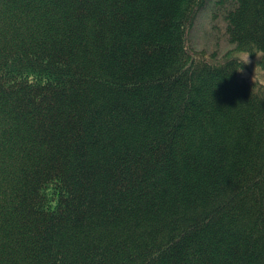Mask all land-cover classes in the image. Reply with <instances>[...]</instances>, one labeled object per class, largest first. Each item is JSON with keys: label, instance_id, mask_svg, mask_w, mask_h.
<instances>
[{"label": "trees", "instance_id": "obj_1", "mask_svg": "<svg viewBox=\"0 0 264 264\" xmlns=\"http://www.w3.org/2000/svg\"><path fill=\"white\" fill-rule=\"evenodd\" d=\"M205 2L0 0V264H264V0Z\"/></svg>", "mask_w": 264, "mask_h": 264}, {"label": "rangeland", "instance_id": "obj_2", "mask_svg": "<svg viewBox=\"0 0 264 264\" xmlns=\"http://www.w3.org/2000/svg\"><path fill=\"white\" fill-rule=\"evenodd\" d=\"M217 0H206L205 6L199 11L196 19L194 20L193 27L188 33V43L192 48L197 50H203L205 53L213 52L216 57H221L226 54L227 51H231L234 55L235 52L232 51L234 46L229 42L226 36L225 21L223 20V14H221V9L219 8V3ZM230 0H222L226 2ZM239 56L244 59L246 64L245 75L247 77L260 78L263 72L256 65V61L260 56L249 55L250 58L244 57L239 53Z\"/></svg>", "mask_w": 264, "mask_h": 264}, {"label": "clouds", "instance_id": "obj_3", "mask_svg": "<svg viewBox=\"0 0 264 264\" xmlns=\"http://www.w3.org/2000/svg\"><path fill=\"white\" fill-rule=\"evenodd\" d=\"M242 56L250 58L248 53H241Z\"/></svg>", "mask_w": 264, "mask_h": 264}]
</instances>
